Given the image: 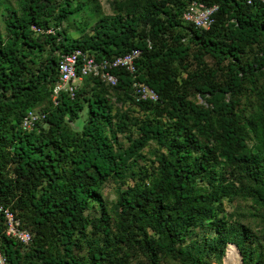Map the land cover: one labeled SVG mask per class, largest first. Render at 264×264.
Instances as JSON below:
<instances>
[{"label": "trees", "instance_id": "obj_1", "mask_svg": "<svg viewBox=\"0 0 264 264\" xmlns=\"http://www.w3.org/2000/svg\"><path fill=\"white\" fill-rule=\"evenodd\" d=\"M193 1L218 7L209 29L183 21ZM86 2L94 33L72 40L62 24L85 2L0 0V207L32 236L9 237L0 212L4 263L221 264L234 245L242 264H264V0H112V14ZM75 49L141 55L135 74L113 72L116 86L84 77L55 104L59 62ZM136 81L158 100H138ZM30 112L39 119L25 129ZM129 180L108 208L103 187ZM238 201L254 227L227 213Z\"/></svg>", "mask_w": 264, "mask_h": 264}, {"label": "built area", "instance_id": "obj_2", "mask_svg": "<svg viewBox=\"0 0 264 264\" xmlns=\"http://www.w3.org/2000/svg\"><path fill=\"white\" fill-rule=\"evenodd\" d=\"M217 9V6H209L202 2L193 1L184 11L182 18L185 23L192 24L196 28L209 29L214 21L213 17ZM32 29L36 34L53 33V29L44 30L37 26H33ZM140 55V50L133 49L122 56L97 60L91 52L84 51L83 49L73 50L62 56L59 62L57 68L58 81L52 89L53 101L57 104L59 95L62 92L74 98L79 86L77 81H81L82 78L88 76L98 77L108 86H116L118 78L113 72L115 70H125L130 74H135L137 71L136 62ZM133 88H135L138 100L156 102L159 98L157 93L145 83L136 81L133 83ZM38 119L39 116L35 115L34 112H30L24 120V128L32 129ZM0 212L5 218L7 226L6 234L19 242L28 244L32 236L29 231L21 227L15 214L9 208L2 206L0 207ZM0 264H5L1 254Z\"/></svg>", "mask_w": 264, "mask_h": 264}, {"label": "rangeland", "instance_id": "obj_3", "mask_svg": "<svg viewBox=\"0 0 264 264\" xmlns=\"http://www.w3.org/2000/svg\"><path fill=\"white\" fill-rule=\"evenodd\" d=\"M73 1V6H76V4L79 1L85 2V6L81 11H78L74 14H72L69 18V20L62 24V29L66 31V34L72 39H78L85 35H91L94 33L95 25L98 22L97 17L95 16L94 9L92 5L87 4L86 0H71ZM102 10L105 14H112V9L110 3L112 0H99ZM81 81H77V84H80ZM196 99V98H195ZM115 102L116 108H121L120 104H117L115 99L113 100ZM198 102L201 103L202 100L198 99ZM132 115L138 117H141L139 113L133 112ZM133 130H136L135 128ZM119 140L124 141L125 145L127 146L128 141L124 140L121 134H119ZM155 151H158V148L155 144H151L149 147H147L143 151V157L139 159V164L142 166L141 170L149 169L154 158H155ZM133 182L129 180L126 184H120L115 181L108 182L101 191V196L103 200L105 201L108 208H113L114 204L116 202L117 196H118V189L124 190L128 186L132 185ZM226 211L229 215L234 216L236 219L238 218L242 219V222L247 224L249 227L255 226V221L252 219V216L250 215V212H253L252 207L250 203H246L244 201H238L235 203H228L226 202ZM90 210L88 213L90 214H98L100 210V203L98 201H93L90 204ZM239 219V220H241ZM211 230H209L210 232ZM204 232L206 231H200L198 232L197 240L200 241L202 236L204 235ZM236 254L237 262L230 258L232 254ZM136 264V263H135ZM217 264V263H214ZM219 264V263H218ZM221 264H242L241 255L234 245H230L227 247L225 257H223V261Z\"/></svg>", "mask_w": 264, "mask_h": 264}]
</instances>
